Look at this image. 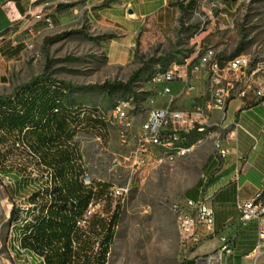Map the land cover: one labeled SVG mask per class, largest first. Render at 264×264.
<instances>
[{
    "label": "rangeland",
    "instance_id": "374dc122",
    "mask_svg": "<svg viewBox=\"0 0 264 264\" xmlns=\"http://www.w3.org/2000/svg\"><path fill=\"white\" fill-rule=\"evenodd\" d=\"M152 1L47 0L39 8L27 10V26L15 39L24 45L23 53L9 63L0 62V98L44 76L68 86L66 103L72 108H93L100 111V117L108 118L117 102L127 103L132 128L124 143L119 129L110 124L99 133L81 131L74 138L85 172L82 183L93 180L114 190L124 187L118 191L122 194L121 213L107 264H182L196 247L187 251L189 255L183 254L182 235L171 210L173 204L189 198V188L197 177L193 155L175 154V146H165L166 156H175L173 162L154 169L133 167L134 137L146 112L165 105L157 98L158 86L151 78L185 60L194 62L212 48L220 60L247 57L253 70L248 78L264 79V0H165L163 7L136 20L134 13L147 11ZM1 6L13 20L14 9L6 0H0ZM134 22L139 28L132 35L125 60L112 63L107 58L109 43L123 41ZM142 68L144 72L133 85L137 97L109 98L98 89H84L106 82L126 83ZM172 105L184 109L174 101ZM215 132L212 137L192 134L185 141L208 137L214 143L218 139V130ZM6 149L11 150V144L0 147V151ZM13 149L8 160L29 156L15 144ZM29 168V176L42 175L34 166ZM13 181L0 182V196H8L4 202L0 198V264H18V257L7 246L9 234L16 233L9 221L14 206L10 195L14 200L18 197ZM33 204L37 205L23 199V205Z\"/></svg>",
    "mask_w": 264,
    "mask_h": 264
},
{
    "label": "trees",
    "instance_id": "16d2710c",
    "mask_svg": "<svg viewBox=\"0 0 264 264\" xmlns=\"http://www.w3.org/2000/svg\"><path fill=\"white\" fill-rule=\"evenodd\" d=\"M144 69L135 72L126 83L106 82L84 89H98L109 98H134L137 95L133 85ZM67 88L62 83L39 76L15 89L10 96L0 98V147L11 144V150L6 149L2 153L7 157L2 160L4 165H0L1 169L7 172V180L14 179L17 192L26 190V197L23 198L27 203H37L31 222L24 223L23 227L16 225L14 206L9 221L19 233L21 246L42 256L45 264H69L73 255V240L79 252L89 253L77 264H107L121 203L112 199L110 185L93 180L88 186L82 183L85 172L74 142L81 131L99 133L106 125L100 119V111L68 106ZM95 136L103 141L100 136ZM17 141L26 144L32 157L8 160ZM31 165L42 175L46 169L52 171L50 186L47 180L42 181V176L28 175ZM191 193H188L189 198ZM93 200L102 203L103 217L93 214L84 231L76 223L86 214ZM96 245L97 251L94 252ZM191 262L193 260H187L185 264Z\"/></svg>",
    "mask_w": 264,
    "mask_h": 264
},
{
    "label": "built area",
    "instance_id": "2783aa9c",
    "mask_svg": "<svg viewBox=\"0 0 264 264\" xmlns=\"http://www.w3.org/2000/svg\"><path fill=\"white\" fill-rule=\"evenodd\" d=\"M42 0H29L35 4ZM39 16H35L37 18ZM264 70V66H262ZM253 71L250 63H241V56L229 60H219L213 54L212 48H207L194 62H188L181 67H171V71L151 81L154 86H161L160 94L169 96L168 101L161 108H151L146 112L143 122L135 134V151L133 153V167L157 168L162 164L173 162L175 156H166L165 145L175 146V154H185L193 149V145L199 142L179 141V133H190L201 126H214L218 130V141L215 154L218 159L226 158L228 151L223 145L222 134L229 125L227 123L226 110L233 99L244 98L255 87V96L264 102V90L258 88V84L247 83V76ZM264 78V77H262ZM202 79L203 91L198 96L200 104L184 109H174L171 90L167 84L180 82L182 87L180 97H188L195 89L194 81ZM100 119L105 125H114L119 129V138L124 143L127 134L131 131L132 121L127 115V105L124 111L111 114L108 118L102 114ZM232 130L228 135L234 136V130L239 128L237 123H231ZM42 179H47L46 176ZM200 186L197 188V198H183L175 204V220L178 221L182 231V252L187 251L206 239L213 236L214 216L211 207L212 197L207 193L209 178L201 176ZM40 187V186H39ZM118 191H124V187H115L113 200H118ZM127 195V194H126ZM17 219H23V199L13 202ZM102 203L93 200L90 204V212L83 219V227ZM13 207V205H12ZM240 222L257 224L258 242L252 263L256 264L261 256L260 249L264 247V191L255 192L248 200L237 203ZM75 240H73L74 246ZM233 257V249L225 237L218 238V246L210 253L197 255L191 258L193 264H230ZM74 258H72L73 260ZM187 260H190L188 258ZM186 260V261H187ZM71 263V262H70ZM69 263V264H70ZM20 264V263H18Z\"/></svg>",
    "mask_w": 264,
    "mask_h": 264
},
{
    "label": "crops",
    "instance_id": "0c3cea01",
    "mask_svg": "<svg viewBox=\"0 0 264 264\" xmlns=\"http://www.w3.org/2000/svg\"><path fill=\"white\" fill-rule=\"evenodd\" d=\"M46 1L30 4L29 0H6L8 6L14 9L13 20H9V14L7 15L2 6L0 7V62L9 63L23 53L24 45L21 42H15V39L21 35L27 26V10L29 8L37 9ZM164 2L165 0L150 2L147 11L134 13L136 20L154 13L163 7ZM136 24L137 22H134L132 29L124 34L125 39L123 41H111L109 43L107 58L112 63L125 60L130 49L129 43L132 35L139 28ZM13 52L16 53L10 56ZM252 83L259 84L260 80L252 81ZM194 84L196 89L188 97L179 96L182 87L180 82L167 84L176 105L182 108H190L201 103L198 96L203 91V81L198 79L194 81ZM255 87L253 86V89L244 98L233 99L227 107L229 128L222 134L223 145L228 151L225 159L217 158L212 139L208 137L202 138L199 143L194 144L191 152L185 156L192 154L194 165L197 167V177L189 188V192L194 193L196 191L191 199L197 198V188L201 184V176H207L209 178L207 193L212 197L211 207L214 216L213 236L208 241L193 248L189 253L191 258L212 252L218 246V238L225 237L233 249L230 264H253L252 260L258 242L257 224L254 222L242 224L240 222L237 203L248 200L257 191H264V102L255 96ZM161 89L162 87L159 86L156 91L157 98L166 103L169 96L161 95ZM231 123L239 125V128L234 130V136L228 135V132L232 130ZM2 153L1 150L0 165H4L1 162L7 157L3 156ZM28 170L30 171L31 168ZM6 179L7 172L0 166V182L3 183ZM17 193V200L10 196L12 202L24 199L23 197H26L27 192L26 190H18ZM0 198L4 202L6 197L0 196ZM7 246L12 252L14 251L10 242ZM25 250L30 252L29 249ZM260 251L261 256L256 264H264V247ZM13 255L15 254L13 253ZM191 263L193 264V262Z\"/></svg>",
    "mask_w": 264,
    "mask_h": 264
},
{
    "label": "bare ground",
    "instance_id": "6f19581e",
    "mask_svg": "<svg viewBox=\"0 0 264 264\" xmlns=\"http://www.w3.org/2000/svg\"><path fill=\"white\" fill-rule=\"evenodd\" d=\"M213 54L217 55L214 50H213ZM188 62L189 61L185 60L184 62L180 63V65L173 66V67H181V66H183V64H186ZM241 63H249L248 58L245 57V56H241ZM169 71H171V68L166 70L162 75L153 76L151 78V81H155V78H157L159 76H163L166 73H168ZM247 83H252L251 79H249L248 76H247ZM258 88L264 90V79L260 80V83L258 84ZM124 105H127V103L125 101L117 102L116 105L112 108V114H117L118 112L124 111ZM215 131L216 130H215L214 126H201L199 129H194L190 133H179V141H185L186 138L188 136H191L192 134H195V135H209V136L212 137V136H215L217 134ZM217 141H218V139H216L214 141V143H213L214 151L216 150V147H217ZM165 146L168 147V146H172V145H165ZM15 147L20 149V150H22L25 154L26 153L29 154V156L32 157V154L30 153L29 148L22 141H17L15 143ZM43 175L46 176L47 179H45V180H47V182L49 183V186H50V183H51V180H52V171L50 169H46ZM89 182H87V183L83 182V183H84V185L88 186ZM109 193L112 196L113 193H115L114 188L111 187L109 189ZM119 196H122L121 192L120 193L118 192V200L121 199V198H119ZM97 203H99V202H97ZM90 204H89V208H88V211L86 212V214L83 216V218L78 220L77 223H76L77 227H79L80 229H82V227H83V219H86V217H88V215H89ZM175 204H178V202L175 203ZM175 204H173V206L171 208L172 213H173L174 216H175V214H174V210L173 209H175ZM35 207H36L35 204L27 205V206L23 205V211H24L23 219H20V221H19V219H17L16 225L20 224V226H22L26 222H31L32 213L34 212ZM94 214H97V215H100L101 217H103V214L101 212V207H97V210H96V212ZM88 221H89V219L86 222V228L83 229L84 231L87 229ZM177 224H178L179 232L182 235L181 227L179 226L178 221H177ZM13 227H14V225H13ZM9 242H10V245H11L12 249L14 250L13 253L18 257L17 258V263H20V264H45L46 263L44 258H42V256H40L39 254H37L35 252H32V251L27 252L25 249H23L21 247V242H20V238H19V233L18 232L9 234ZM72 246H73V241H72ZM76 246H77V244L75 242L74 246H73V250H72L73 251V255L71 256V259H70L71 263L70 264H74V262H76V264H77L78 260H82L83 261V258H85L84 256L89 255V253L85 252V251L84 252H79ZM96 251H97V245H96V247L94 249V252H96ZM77 254H79V256H77ZM72 258H74V259L72 260Z\"/></svg>",
    "mask_w": 264,
    "mask_h": 264
},
{
    "label": "water",
    "instance_id": "95a60500",
    "mask_svg": "<svg viewBox=\"0 0 264 264\" xmlns=\"http://www.w3.org/2000/svg\"><path fill=\"white\" fill-rule=\"evenodd\" d=\"M128 14H132V12H131V11H129V12H128Z\"/></svg>",
    "mask_w": 264,
    "mask_h": 264
}]
</instances>
